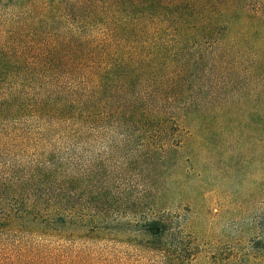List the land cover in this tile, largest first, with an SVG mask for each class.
Returning <instances> with one entry per match:
<instances>
[{
	"label": "trees",
	"instance_id": "16d2710c",
	"mask_svg": "<svg viewBox=\"0 0 264 264\" xmlns=\"http://www.w3.org/2000/svg\"><path fill=\"white\" fill-rule=\"evenodd\" d=\"M238 70L264 74V0H0V264L55 262L77 229L110 228L104 165L77 166L76 148L119 138L161 172Z\"/></svg>",
	"mask_w": 264,
	"mask_h": 264
},
{
	"label": "rangeland",
	"instance_id": "374dc122",
	"mask_svg": "<svg viewBox=\"0 0 264 264\" xmlns=\"http://www.w3.org/2000/svg\"><path fill=\"white\" fill-rule=\"evenodd\" d=\"M219 83L216 117L169 153L161 172L142 174L130 163L142 150L122 148L119 138L73 151L77 166L103 163L96 182L112 224L95 235L77 229L70 245L60 240L58 260L44 264H264V74L229 71ZM157 214L172 225L160 239L140 231Z\"/></svg>",
	"mask_w": 264,
	"mask_h": 264
}]
</instances>
